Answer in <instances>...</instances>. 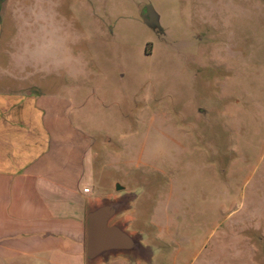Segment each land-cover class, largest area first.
<instances>
[{
    "label": "rangeland",
    "instance_id": "374dc122",
    "mask_svg": "<svg viewBox=\"0 0 264 264\" xmlns=\"http://www.w3.org/2000/svg\"><path fill=\"white\" fill-rule=\"evenodd\" d=\"M0 70L136 196L143 264H264V0H0Z\"/></svg>",
    "mask_w": 264,
    "mask_h": 264
},
{
    "label": "crops",
    "instance_id": "0c3cea01",
    "mask_svg": "<svg viewBox=\"0 0 264 264\" xmlns=\"http://www.w3.org/2000/svg\"><path fill=\"white\" fill-rule=\"evenodd\" d=\"M23 81L0 70V264H87L89 207L126 191L101 190L93 182L88 149L70 145L69 160L62 164L57 140L59 134L69 136L61 134L57 120L50 124L52 133L41 91L21 86ZM130 211L121 216L129 230L135 223ZM118 258L143 264L124 256L111 259Z\"/></svg>",
    "mask_w": 264,
    "mask_h": 264
},
{
    "label": "water",
    "instance_id": "95a60500",
    "mask_svg": "<svg viewBox=\"0 0 264 264\" xmlns=\"http://www.w3.org/2000/svg\"><path fill=\"white\" fill-rule=\"evenodd\" d=\"M147 18V13L144 14ZM125 190L118 185L117 191ZM133 197L125 195L104 200L89 207L87 216V264H101L112 257L124 256L133 261L148 262L152 253L141 236L128 229L122 214L130 209Z\"/></svg>",
    "mask_w": 264,
    "mask_h": 264
},
{
    "label": "flooded vegetation",
    "instance_id": "af4514ba",
    "mask_svg": "<svg viewBox=\"0 0 264 264\" xmlns=\"http://www.w3.org/2000/svg\"><path fill=\"white\" fill-rule=\"evenodd\" d=\"M146 14V13H145ZM150 16V14H147V18ZM125 190H122L121 193H125Z\"/></svg>",
    "mask_w": 264,
    "mask_h": 264
}]
</instances>
